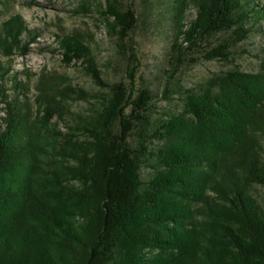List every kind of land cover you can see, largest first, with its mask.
Wrapping results in <instances>:
<instances>
[{
	"label": "trees",
	"instance_id": "16d2710c",
	"mask_svg": "<svg viewBox=\"0 0 264 264\" xmlns=\"http://www.w3.org/2000/svg\"><path fill=\"white\" fill-rule=\"evenodd\" d=\"M157 1L173 25L162 95L179 94L176 113L153 118L148 88L107 84L74 35L54 51L108 89L85 114L68 108L88 98L82 89L45 76L31 99L17 81L10 98L11 68L0 63V264H264V206L253 194L264 192V59L258 72L234 67L197 90L167 87L182 66L230 61L233 47L264 34V0ZM101 13L123 49L134 10L106 0ZM37 35L11 17L2 52L25 55Z\"/></svg>",
	"mask_w": 264,
	"mask_h": 264
},
{
	"label": "rangeland",
	"instance_id": "374dc122",
	"mask_svg": "<svg viewBox=\"0 0 264 264\" xmlns=\"http://www.w3.org/2000/svg\"><path fill=\"white\" fill-rule=\"evenodd\" d=\"M115 1L121 9L132 8L138 20L123 49L118 46L116 37L108 34L104 24L101 11H104L106 0H1L0 29L5 21L19 16L29 31L38 33L25 55L16 49L7 56L0 45V63L11 68L3 84L7 95L14 96L13 85L17 81L28 85L27 98L31 99L37 91V83L45 76L46 80L62 86L70 84L86 93L87 99H70L68 108L71 112L85 114L97 107L98 98L105 96L108 89L97 87L82 64H65L60 52L54 51L58 50V37L68 34L77 36L88 47L95 67L107 84L124 81L134 94L140 88H148L156 96L152 101L153 118L180 111L179 94H172L169 99L162 95L173 32L166 3L157 0ZM82 4L89 8V13L76 12ZM192 15L190 9L187 18ZM261 27L264 33V24ZM263 38L264 34L260 32L252 33L232 48L236 54L230 61L201 60L191 66H182L169 78L167 87L197 90L212 75L234 67L245 72L260 71V62L264 59ZM261 140L264 148L263 138ZM142 176L148 177L147 169L142 170ZM253 194L264 206L263 190L258 187Z\"/></svg>",
	"mask_w": 264,
	"mask_h": 264
},
{
	"label": "built area",
	"instance_id": "2783aa9c",
	"mask_svg": "<svg viewBox=\"0 0 264 264\" xmlns=\"http://www.w3.org/2000/svg\"><path fill=\"white\" fill-rule=\"evenodd\" d=\"M2 107H3V105L1 104V105H0V113H1V114H0V115H1V116H0V124H1V119H2V117L4 116V111H3Z\"/></svg>",
	"mask_w": 264,
	"mask_h": 264
}]
</instances>
